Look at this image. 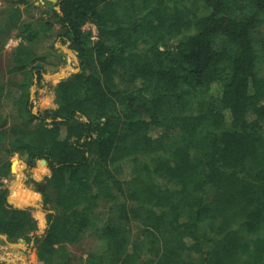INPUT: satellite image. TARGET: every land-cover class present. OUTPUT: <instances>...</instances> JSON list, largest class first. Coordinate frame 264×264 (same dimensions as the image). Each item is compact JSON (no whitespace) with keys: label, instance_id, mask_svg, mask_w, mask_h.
Instances as JSON below:
<instances>
[{"label":"trees","instance_id":"16d2710c","mask_svg":"<svg viewBox=\"0 0 264 264\" xmlns=\"http://www.w3.org/2000/svg\"><path fill=\"white\" fill-rule=\"evenodd\" d=\"M57 7L53 21L31 15L33 0L0 9V54L20 39L5 69L21 76L0 69V149L47 161L35 185L53 210L37 235L31 210L7 202V160L0 233L33 237L35 264H264V0ZM54 19L79 70L33 113L55 53L34 42Z\"/></svg>","mask_w":264,"mask_h":264},{"label":"rangeland","instance_id":"374dc122","mask_svg":"<svg viewBox=\"0 0 264 264\" xmlns=\"http://www.w3.org/2000/svg\"><path fill=\"white\" fill-rule=\"evenodd\" d=\"M10 0H0V9L5 5V3ZM33 3L37 8L32 10L30 13L35 18H42L43 21H53L52 10H58L56 2L50 0H33ZM22 8V6H21ZM26 14V13H25ZM27 15V14H26ZM24 15L23 17L27 18ZM91 25H86V28H90ZM94 29L93 26H91ZM60 25L55 22L50 30L42 31L38 37V40L34 42L35 48L38 53H44L52 49H55V53L47 57L51 66L49 70L45 73L46 80L41 84H34L30 89V99L33 104L32 112L37 113L40 110L46 108L55 107L53 88L57 82L70 74L74 73L79 69V62L76 56V52L71 49L67 42L58 35L60 31ZM14 34V33H13ZM19 38L10 35L9 40L4 44L3 49H7L8 52L12 50L14 46L19 42ZM8 43V46H7ZM7 52V54H8ZM263 51L260 52L262 56ZM4 56V59L0 58V69H3V76L8 79L10 83V78H21L20 75H11L6 72V64L8 63V55ZM264 64H260L259 68L262 69ZM55 68V69H54ZM71 71V72H70ZM62 72L64 77L56 76V73ZM2 113L8 114L9 109L2 106ZM9 124L13 120L12 116L9 117ZM25 154L16 152L9 157L5 154L3 147L0 149V165L7 160H10V172L7 176H1V180L7 189V198L11 200L13 186L12 182L16 179L19 174V180L22 182V186H25L29 190V195L33 197V202L25 206H16L12 201V205L19 208H28L31 210L33 215L38 219L40 230L36 233L37 235L43 233L46 226V213L52 212L50 203H45L42 193L36 189L35 182L44 184L46 176L50 175V169L47 164H44L40 160H37L35 167L31 169L27 166L25 161ZM13 167V170H12ZM41 167L43 168L41 170ZM11 179V180H10ZM12 187V188H11ZM22 192V190H21ZM24 192V191H23ZM136 231V228H133ZM3 237L0 236V239ZM9 243L0 244V264H35V247L34 238L32 237L30 241L20 238L15 241L7 239ZM11 243V244H10ZM91 240L89 238H84L79 246H73L74 254L79 256L84 250L90 248ZM20 247V248H19ZM14 248V249H13ZM14 251V252H13ZM20 251V252H19Z\"/></svg>","mask_w":264,"mask_h":264},{"label":"bare ground","instance_id":"6f19581e","mask_svg":"<svg viewBox=\"0 0 264 264\" xmlns=\"http://www.w3.org/2000/svg\"><path fill=\"white\" fill-rule=\"evenodd\" d=\"M71 72V71H70ZM20 175L18 174L16 179L14 180L13 183V191H12V198L11 201L16 205V206H25L27 204H30V202H33L24 194V192L20 190L21 185H20V180H19ZM11 180V179H10ZM22 189V188H21ZM1 244V243H0ZM20 248V247H19ZM14 249V248H13ZM14 252V251H13ZM20 252V251H19Z\"/></svg>","mask_w":264,"mask_h":264},{"label":"water","instance_id":"95a60500","mask_svg":"<svg viewBox=\"0 0 264 264\" xmlns=\"http://www.w3.org/2000/svg\"><path fill=\"white\" fill-rule=\"evenodd\" d=\"M50 1H52V2H56V0H50ZM79 70V69H78ZM78 70H76L75 72H77ZM56 76H58V77H64V74L62 73V72H60V73H56ZM66 78V77H65ZM25 157H27V154H25ZM41 162L42 163H44V164H47V161L45 160V159H41ZM12 170H13V167H12ZM7 202L9 203V204H11L12 202H11V200L9 199V198H7ZM15 207V206H14ZM17 208H19V207H17ZM0 236H2L3 238H2V240H1V242L3 243V244H5V243H9L8 242V240H7V236L5 235V234H2V233H0ZM11 244V243H10Z\"/></svg>","mask_w":264,"mask_h":264},{"label":"crops","instance_id":"0c3cea01","mask_svg":"<svg viewBox=\"0 0 264 264\" xmlns=\"http://www.w3.org/2000/svg\"><path fill=\"white\" fill-rule=\"evenodd\" d=\"M9 40V39H8ZM7 52H8V50L7 49H2V52H1V54H0V58H2V59H4V56L7 54ZM9 53V52H8ZM41 53V52H40ZM6 57V56H5ZM47 66L48 67H50L51 66V64L49 65V64H47ZM20 182V185H21V188H20V190H22V191H24L26 194H28L29 193V190H28V188H26L25 186H22V182L21 181H19ZM13 183H14V181L12 182V186H13ZM12 188V187H11ZM1 240L2 239H0V242H1ZM2 243V242H1ZM3 244V243H2Z\"/></svg>","mask_w":264,"mask_h":264},{"label":"built area","instance_id":"2783aa9c","mask_svg":"<svg viewBox=\"0 0 264 264\" xmlns=\"http://www.w3.org/2000/svg\"><path fill=\"white\" fill-rule=\"evenodd\" d=\"M7 46H8V43H7Z\"/></svg>","mask_w":264,"mask_h":264}]
</instances>
